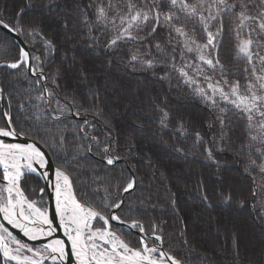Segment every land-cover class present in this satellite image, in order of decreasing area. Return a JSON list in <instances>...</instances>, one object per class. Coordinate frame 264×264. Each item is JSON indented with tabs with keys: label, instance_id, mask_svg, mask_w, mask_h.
Masks as SVG:
<instances>
[{
	"label": "snow or ice",
	"instance_id": "snow-or-ice-1",
	"mask_svg": "<svg viewBox=\"0 0 264 264\" xmlns=\"http://www.w3.org/2000/svg\"><path fill=\"white\" fill-rule=\"evenodd\" d=\"M46 17L61 22L64 29L76 30L78 34L83 31V39L91 41L89 47L100 45L113 56L120 55L122 59L127 56L123 62L133 71L137 66L144 70L159 64L166 69L161 79L170 80L171 72L178 73L183 83L193 89V94L212 109L213 120L208 127L212 129L218 124V135L206 141L199 131L189 133L182 119L172 117L159 105H156L159 116L152 117L153 121L158 122L161 129L169 128L175 121L174 131L194 135V143L204 146L205 158L213 162L214 151L222 149L208 145L227 141L239 154L247 150L245 170L258 168L250 195L258 200L259 219L264 221V0H64L63 6L58 0H26L15 17L6 19L0 11V54L7 57L0 68L16 70L6 73L9 76L6 83L12 93L0 86V99L6 95L11 97L13 93L22 97L15 113L11 111V99L8 111L0 108V180L3 182L0 183V213L3 220L29 240L44 238L47 242L39 247L22 242L0 224L3 264H67L71 257L75 258V264H184L185 261V257L177 258L164 249L165 237L157 234V225L151 226L150 240L140 220L132 219L129 223L116 214L123 208L124 200H110L112 191H133L137 187L134 174L126 178L123 172L114 174V169L98 171L93 167L90 180L82 182L79 188L74 187L72 165L81 167L79 149L82 145L71 146V142L81 134L90 136L84 130L89 121L84 119L83 125H75L69 135L70 125L64 119L67 114L80 117L92 110L95 115H102L103 109L95 102L85 108L75 96L59 98L61 70L46 73V67L52 63L49 57L57 47L46 35ZM13 34L25 39L17 42ZM161 34H166L163 42L157 38ZM198 36H203L204 41ZM225 41L232 44V64L237 67L221 59ZM36 44L40 45L39 49ZM153 50L156 55L152 54ZM21 78L35 86L27 88V94L17 91ZM34 92L38 94L33 95ZM21 124L26 126L27 132ZM237 129L239 145L230 139ZM23 135L29 136L31 142H10ZM90 138L98 140L94 136ZM41 141L49 148L59 147L62 152L60 162L64 167L55 168L52 185L58 225L46 209L42 210L36 201L28 199L21 186L29 174L49 176L46 169L50 159L42 150ZM257 144L260 147H256ZM134 146L131 140L127 144L129 151ZM85 151L92 149L89 146ZM176 151L183 149L177 147ZM112 152L111 143L101 149L108 166L127 159ZM253 153L258 154L261 163L257 164ZM215 163L218 166V162ZM257 176L261 180L259 184H256ZM218 194L226 204L233 199L230 191L218 190ZM198 195L203 202L209 201L203 183ZM171 203L175 205L176 200L172 199ZM239 203L242 207L245 201ZM134 210L129 205L128 212ZM113 222L144 234L135 241L136 247L118 235ZM59 228L63 229L66 240L52 238ZM183 243L188 244V241L184 239ZM231 257L228 264H249L240 257L238 246L232 250ZM202 264H213L212 258L205 254Z\"/></svg>",
	"mask_w": 264,
	"mask_h": 264
},
{
	"label": "trees",
	"instance_id": "trees-1",
	"mask_svg": "<svg viewBox=\"0 0 264 264\" xmlns=\"http://www.w3.org/2000/svg\"><path fill=\"white\" fill-rule=\"evenodd\" d=\"M58 2L63 6L64 0ZM25 3L26 0H0V11L6 19L15 17ZM76 27L78 28V25ZM45 29L46 35L57 45L53 55L49 57L52 63L46 67V72L50 74L57 68L61 70L57 89L59 94L69 98L75 96L77 102L85 108L92 102L99 104L103 109L104 119L115 133L112 155L126 157L127 152L131 153L126 159L128 165L116 163L114 166H108L101 155V149L105 145L101 142L102 133L93 130L92 136L98 140L90 138V141L81 134L71 142V146L82 145L79 149L82 153L81 167L72 165L74 187L79 188L82 182L90 180L93 167L98 171L114 169V174L123 172L126 178L134 174L137 187L127 195L124 206L117 215L129 223L132 219L140 220L148 236H151V226L157 225V234L165 237L164 249L169 250L172 255L177 258L185 257V264H202L205 254L212 258L213 264H228L232 259V250L238 246L240 257L248 260L249 264H264V221L259 219L261 212L256 207L258 200L250 195L255 186L253 176L257 174L258 168L245 170L248 165L247 150L244 154H239L236 147H229L227 141L218 142L215 146L208 145L222 149L214 151L217 166V163L205 158L204 146L194 143V135H180L174 131L175 121L169 128L161 129L158 122L152 119L159 116L156 108V105H159L160 108L168 110L172 117L182 119L189 133L199 131L207 141L219 133L218 124L212 129L208 127V123L213 120V111L208 104L193 94V89L183 83L178 73L171 72L170 80L161 79L166 71L162 65L157 64L144 70L137 66V70L133 71L123 62L128 59L127 56H123V59L120 55L113 56L100 45L89 47L91 41L83 39V31L78 34L76 30L64 29L61 22L49 17L45 18ZM157 38L163 42L166 34ZM198 39L204 41L203 36H198ZM36 48L39 49L40 45L36 44ZM152 54L156 55L155 50ZM44 55L48 54L45 52ZM220 56L222 61L232 64L234 51L230 41H225ZM189 58L191 59V56ZM5 59L7 57L0 54L1 64ZM177 60L179 61L178 54ZM103 70L108 73L103 74ZM15 71L0 68V86L5 87L7 93H12V89L6 83L9 79L6 73ZM106 81L111 83V91L105 89ZM114 86L119 89L116 90ZM29 87L35 86L29 85L21 78L17 91L25 92ZM120 89L126 96L119 97ZM36 94L38 93H33ZM9 99L12 102L11 111L15 113L17 102L22 97L15 93L11 97L6 95V111L9 110ZM88 113H94V110ZM64 122L70 125L69 135L75 125L83 123L73 119H64ZM21 127L28 131L25 125L21 124ZM89 129L85 128V131ZM238 135L239 129L230 137L237 145L241 142L237 140ZM130 140L134 141L135 146L129 151L127 144ZM40 144L49 151L56 167H64L60 162L62 152L59 147L49 148L42 141ZM89 146L92 151L86 152L85 148ZM177 147L183 151H176ZM256 147L260 145L257 144ZM252 155L257 164L261 163L257 153ZM201 183L209 193L208 202H203L198 195ZM259 183L261 180L257 176L256 184ZM21 186L29 200L36 201L41 209H47V192L38 175L29 174ZM41 188L44 189L42 193ZM218 190L232 193L233 199L228 206L222 201ZM122 194L113 190L109 199H122ZM172 199L176 200L175 205L171 203ZM218 199L221 204L214 205V201ZM241 200L245 201L242 207L239 203ZM129 205L135 209L132 213L128 212ZM174 209H178V213ZM195 211L199 212V217L205 215L203 222L209 223L207 232L200 226L201 222ZM95 223L97 227L100 226V223ZM232 224H235L233 229L236 231L233 237L229 235V227H232ZM113 227L119 230L118 235L131 242V246H137L135 241L139 236L136 233L116 224H113ZM214 231L219 233L213 234ZM213 237L215 239L211 240ZM184 239L188 244L183 243ZM0 264H3L2 256Z\"/></svg>",
	"mask_w": 264,
	"mask_h": 264
},
{
	"label": "water",
	"instance_id": "water-1",
	"mask_svg": "<svg viewBox=\"0 0 264 264\" xmlns=\"http://www.w3.org/2000/svg\"><path fill=\"white\" fill-rule=\"evenodd\" d=\"M13 36L17 40V42L23 40L22 37H16L15 34H13ZM29 76L31 77V74L30 73H29ZM59 98H61V96ZM4 99H0V102H1V108L4 111H6ZM71 117L73 119H81V120L87 119L89 121V119L87 117H85V116L77 117V116H75V115L72 114ZM112 133L114 134L113 131H112ZM10 142L24 143V142H31V139L28 138L27 136L23 135V136L18 137L15 141H10ZM40 146L42 147V150L46 152V154L48 155V157L50 159V166H49L48 169H46V171L49 172V176L47 178H44V177H42V176H40L38 174H36V175H38L42 179L43 184H44V187H45V190L47 192V196H48V207H47V211L49 213V216H50V218H53L54 219V224L55 225H58L59 224V219H58V217H56V214H55V193H54V189L52 187V185L55 183L54 170L57 167H56V165L54 163V160H53L51 154L49 153V151L42 144H40ZM120 162H122L125 165H128L127 162L124 161V160H122V159L119 160V161H117V163H120ZM0 183H3L2 180H0ZM128 194L129 193H123L122 194V199L124 200V202H125ZM117 213H118V211H116V214ZM0 224H3L6 228H8L9 231H11L13 233V235L17 236V238L20 239L22 242H26V243H28L30 245H41L42 243L47 242L46 239H44V238L39 239V240H36V241L29 240L27 237H25L23 235V233L19 229L14 228L12 225H9L7 223V221L3 220V214L2 213H0ZM113 224L119 225V226H121L122 228H124V229H126L128 231L134 232L139 237L144 235L143 233H139V231L137 229H131L127 225H121L118 222H113ZM52 238H60V239H65L66 240V237L64 236V233H63V229L62 228H59L54 233V236ZM149 239L151 240V236H149ZM67 264H75V258L74 257H71L70 258V261L67 262Z\"/></svg>",
	"mask_w": 264,
	"mask_h": 264
},
{
	"label": "rangeland",
	"instance_id": "rangeland-1",
	"mask_svg": "<svg viewBox=\"0 0 264 264\" xmlns=\"http://www.w3.org/2000/svg\"><path fill=\"white\" fill-rule=\"evenodd\" d=\"M23 39V38H22ZM102 73L103 74H106V73H108V71L107 70H103L102 71ZM106 83H107V86H106V88L105 89H107L108 91H111V83L108 81H106ZM114 88H116V90H118L119 88L116 86H114ZM59 93V92H58ZM118 94H119V97L120 96H126V94L124 93V91H121V89H120V91L118 92ZM59 96H61V100H63V96L62 95H60L59 94ZM114 96H116V97H118L116 94H114ZM118 97V98H119ZM113 98H115V97H113ZM116 103V102H115ZM91 116H85V117H87L88 119H89V125H87V128H89L90 127V129H92V128H97L98 130H101L102 131V135H104L105 136V139H106V142H105V144H107L108 142L109 143H111L112 144V141H114V139L116 138L115 137V133L113 134L112 133V128H111V126H108L109 124L107 123V121L104 119V117H103V115H95L94 113H89ZM85 130V129H84ZM114 132V131H113ZM129 153L130 152H127L126 153V157L127 158H129ZM131 154V153H130ZM122 160H124V161H126V162H128L126 159H122ZM146 162H149L148 160H146ZM120 163H122V162H120ZM128 164V163H127ZM238 165V164H237ZM239 166V165H238ZM157 171H158V169H156ZM198 172V171H197ZM198 174V173H197ZM215 203H214V205L217 203V204H221V201H220V199H218V200H216V201H214ZM227 206L229 205V203H227L226 204ZM37 207H39L38 205H37ZM42 210H44V209H42ZM195 214H196V216H200L199 215V212H196L195 211ZM204 216L205 215H203L202 217H199L198 219H199V221L201 222L200 223V226L203 228V231H205V232H207L208 231V225H209V223H208V221H205V223L203 222L204 220H203V218H204ZM214 223V222H213ZM235 225V224H234ZM233 224H232V227L230 226L229 227V235L231 236V237H233V236H235V234L234 233H236V231H234V229H235V226H234ZM234 228V229H233ZM219 231V230H218ZM218 231H214V233L213 234H218L219 232ZM215 239V237H213L211 240H214Z\"/></svg>",
	"mask_w": 264,
	"mask_h": 264
},
{
	"label": "flooded vegetation",
	"instance_id": "flooded-vegetation-1",
	"mask_svg": "<svg viewBox=\"0 0 264 264\" xmlns=\"http://www.w3.org/2000/svg\"><path fill=\"white\" fill-rule=\"evenodd\" d=\"M47 73V72H46ZM60 97V96H59ZM53 106L55 107V104H53ZM75 111V109L73 110V112ZM91 116L88 112L87 113H82V115L81 116ZM72 114H67L66 115V119H73L72 117ZM73 120H76V121H79V122H83L82 124H80V125H83L84 124V120H81V119H73ZM89 129V128H87V125H84V129ZM95 132H97L98 131V129L95 127V128H92L91 130L89 129V131H87V133H89L90 134V136H88V137H86V136H84V138L85 139H87L88 141H90L91 139H90V137L92 136V134H93V132L94 131ZM101 133H102V131L101 130H99ZM101 142H102V144L104 145L105 144V142H106V139H105V136L104 135H102L101 136ZM107 144H109V142L107 143Z\"/></svg>",
	"mask_w": 264,
	"mask_h": 264
}]
</instances>
